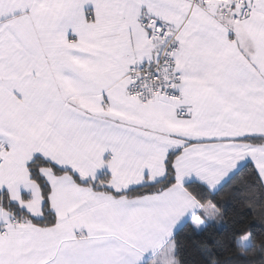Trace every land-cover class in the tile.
<instances>
[{"label":"snow or ice","instance_id":"6c2138e0","mask_svg":"<svg viewBox=\"0 0 264 264\" xmlns=\"http://www.w3.org/2000/svg\"><path fill=\"white\" fill-rule=\"evenodd\" d=\"M0 264H264V0H0Z\"/></svg>","mask_w":264,"mask_h":264}]
</instances>
